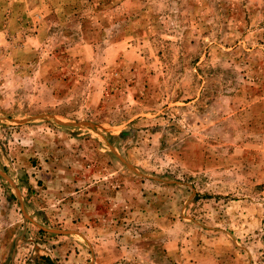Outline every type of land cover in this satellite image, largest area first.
<instances>
[{
    "label": "rangeland",
    "instance_id": "rangeland-1",
    "mask_svg": "<svg viewBox=\"0 0 264 264\" xmlns=\"http://www.w3.org/2000/svg\"><path fill=\"white\" fill-rule=\"evenodd\" d=\"M0 264H264V0H0Z\"/></svg>",
    "mask_w": 264,
    "mask_h": 264
}]
</instances>
